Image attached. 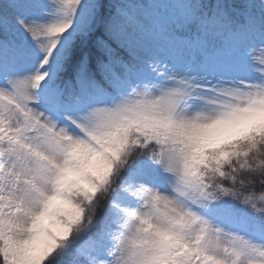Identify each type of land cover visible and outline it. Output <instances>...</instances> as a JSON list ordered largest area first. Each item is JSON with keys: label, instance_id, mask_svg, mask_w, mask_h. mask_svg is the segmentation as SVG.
Segmentation results:
<instances>
[{"label": "snow or ice", "instance_id": "obj_1", "mask_svg": "<svg viewBox=\"0 0 264 264\" xmlns=\"http://www.w3.org/2000/svg\"><path fill=\"white\" fill-rule=\"evenodd\" d=\"M0 264H264V0H0Z\"/></svg>", "mask_w": 264, "mask_h": 264}]
</instances>
